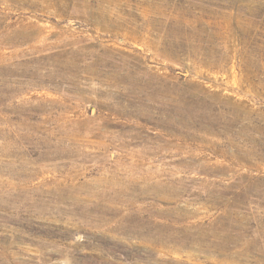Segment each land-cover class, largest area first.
Segmentation results:
<instances>
[{
    "label": "rangeland",
    "instance_id": "obj_1",
    "mask_svg": "<svg viewBox=\"0 0 264 264\" xmlns=\"http://www.w3.org/2000/svg\"><path fill=\"white\" fill-rule=\"evenodd\" d=\"M0 264H264V0H0Z\"/></svg>",
    "mask_w": 264,
    "mask_h": 264
}]
</instances>
